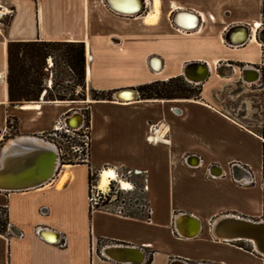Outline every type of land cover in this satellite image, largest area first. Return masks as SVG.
Here are the masks:
<instances>
[{"label": "crops", "instance_id": "obj_1", "mask_svg": "<svg viewBox=\"0 0 264 264\" xmlns=\"http://www.w3.org/2000/svg\"><path fill=\"white\" fill-rule=\"evenodd\" d=\"M155 1L158 14L149 21ZM162 1L144 0L146 11L126 16L105 0H0L11 11L0 27V135L12 129L16 138H41L75 113L70 105L43 97L10 103L9 42L84 43L87 86L112 93L111 100L86 102L88 161L60 164V173L34 189L0 190V208L7 210L10 224L0 232V264H262L253 249L213 233L221 217L254 220L262 217L264 205V139L233 114L245 116L249 107L239 111L226 103L213 75H226L227 81L238 77L244 84L261 79L254 66H264V0ZM179 11L197 14L200 25L181 29L172 21ZM243 28L249 29L246 42L226 40L227 35L240 40ZM235 64L245 68L237 71ZM200 65L210 69L200 98L144 100L137 91L178 76L190 83L184 72L199 75ZM124 89L138 97L116 99ZM15 121L16 129L8 127ZM233 163L249 168L254 182H234ZM104 169L116 175L142 171L150 220L90 209L89 171ZM209 172L220 176L212 179ZM112 247L117 249L106 251Z\"/></svg>", "mask_w": 264, "mask_h": 264}, {"label": "trees", "instance_id": "obj_2", "mask_svg": "<svg viewBox=\"0 0 264 264\" xmlns=\"http://www.w3.org/2000/svg\"><path fill=\"white\" fill-rule=\"evenodd\" d=\"M8 53V96L11 104L18 103H37L43 100L46 102H66L75 100H86L84 98H75L74 89L69 96L55 92L56 86L63 85V78L57 80L56 72L59 70V76L68 77V81L75 85L84 87L86 83V52L85 45L81 42H42V41H17L9 42L7 46ZM51 59L52 65L49 66ZM65 72H63V70ZM66 71L70 74H66ZM52 76V87L49 89L46 85L47 79ZM264 77V71H263ZM188 83L182 76L171 78L168 81H156L139 86L137 91L141 99H191L200 98L201 90L191 91ZM191 85H196L192 84ZM190 85V86H191ZM202 85V84H199ZM196 85V86H199ZM74 87V86H73ZM94 93V101L111 100L112 93L100 92L91 89ZM88 110L85 111V130L90 136L88 122ZM16 129L17 121L13 125L8 123V127ZM83 135V132H82ZM81 135V136H82ZM264 138V131L262 133ZM80 145H83L82 143ZM71 161V160H70ZM93 173L89 171L88 185L89 191ZM263 176H264V142H263ZM144 187V186H143ZM139 210V208H138ZM0 212L5 219H0V232L7 228V210L0 208ZM130 213V214H129ZM125 216L141 217L137 212H129ZM150 217V215L148 216ZM264 218V205L263 215ZM247 243V242H246ZM239 246L247 251H252L241 245L243 241L238 242Z\"/></svg>", "mask_w": 264, "mask_h": 264}, {"label": "rangeland", "instance_id": "obj_3", "mask_svg": "<svg viewBox=\"0 0 264 264\" xmlns=\"http://www.w3.org/2000/svg\"><path fill=\"white\" fill-rule=\"evenodd\" d=\"M161 2L163 1L161 0ZM175 2L179 3L178 1ZM173 3L174 1L171 2V6L173 5ZM179 4L180 6H182L181 3ZM146 6L149 7V4L147 3L145 7ZM146 10L147 7L144 11ZM4 22L7 23L8 19H6V21L4 20ZM50 61L51 59L49 60V63ZM234 66H236L237 71L245 68L241 64H235ZM254 67L259 71L261 75V79L258 82H255V84L252 83L244 84L242 81L239 80L240 78L238 77L232 79L231 81H227L223 79V77H225L226 75L225 76L219 74L217 75V73L214 74V72H213L214 74L213 81L216 82L217 87L221 88V93L223 95L222 97L226 103L231 104L233 107L237 106L239 111L240 109L242 110L244 109V107L243 108L241 107L244 104H246L249 107L247 109V112L245 113V116H242L240 112L233 114H238L237 116H239V119L242 122L251 126L253 130H255L257 133H259L262 136V133L264 131V77H263L264 66L259 65ZM63 72H65V70H63ZM59 73L60 71L58 70L56 72L57 80H61L63 78L64 82L62 86H56L55 92L60 94H67V96H69L70 93H72L71 89H74L75 98L81 99L85 97L86 100L63 102L74 108L75 112H80V114H82L83 117L85 118L84 113L86 111V102L89 100L91 101L93 99L94 93L87 86V83H85L84 87L76 86L75 76H74V84H72L68 81L69 79L68 77L62 75L59 76ZM66 74L68 76L70 75L67 71ZM46 85L49 89H51L52 76H50V78L47 79ZM190 85L188 86V88L191 91L201 90L202 87L200 85L199 86L196 85L190 86ZM250 107H254L255 109H252ZM58 127H60V125ZM82 131L80 132L77 131L74 134L73 133L68 134L64 130H60V128L59 129L57 128L50 133L42 135L41 138L52 143L57 147L60 155V164H65L67 162H71L72 164L73 163L81 164L83 163L82 158L84 153L75 152V150L73 151V147H76L81 143H83L81 138ZM14 136L15 135L12 129H9V131H6L4 134L0 135V151L3 147H5V145L11 142L12 139L16 138ZM60 169L61 167H59V170ZM58 173H60V171H58ZM81 173L84 176L85 171H81ZM92 173L94 176L92 177L91 186L93 185L96 186V184H98L100 171H95ZM118 173L120 174V176L123 175L122 179L126 181L130 180L133 183L132 186L133 190L124 191L119 185V183L112 182V184L109 185L110 188L107 191H104L103 192L104 194H102L100 205L103 206L99 207V209H109L112 211H118L119 209H121L124 211V213L137 212L139 216L148 219L150 205L147 200L146 191L144 190L143 187L144 183H143L142 174L140 175L132 174L129 179H125L126 176L127 177L129 176L128 171H119ZM253 175L256 180L257 178L256 173H253ZM0 219L1 220L5 219V216L2 214V212H0ZM260 219H264V218L261 217L254 220L259 221ZM241 245L245 246L246 248L253 249V247L249 243L244 242V244ZM260 259H261L260 262L264 264V257L260 256Z\"/></svg>", "mask_w": 264, "mask_h": 264}, {"label": "water", "instance_id": "obj_4", "mask_svg": "<svg viewBox=\"0 0 264 264\" xmlns=\"http://www.w3.org/2000/svg\"><path fill=\"white\" fill-rule=\"evenodd\" d=\"M109 5H111L112 9L119 11L120 13H127V10L131 8H127V10H123L118 6H115L114 3H111V0H105ZM139 2V6L142 5V0H135ZM142 7L136 11L134 14H138L141 11ZM184 12V11H183ZM180 12H176L173 16L172 21L177 26H181L180 19L176 17L179 15ZM185 13H191L185 11ZM194 14V13H191ZM180 20V21H179ZM241 44V43H235ZM244 72H247L245 70ZM127 91H121L115 93V98L121 100L120 95ZM128 92L136 93L135 91L131 90ZM82 114L75 112L72 116H67L64 118V123L67 127L71 129H76V125H74V120H77L78 126L82 123ZM36 140H41L42 144H39ZM6 146V145H5ZM9 147L4 150L5 147L1 149L0 152V190L3 191H24L37 188L42 186L43 183H39L40 179H44L48 174L53 171L54 165L58 160L60 164V156L58 149L55 145L50 142H45L42 138H35V137H17L11 140ZM26 171V174H23V179L21 181H16L13 178L5 180V173L10 171ZM15 177V176H14ZM53 177L50 178V180ZM3 180V181H2ZM48 181V180H46ZM36 183V184H35ZM239 218V217H238ZM253 220V219H252ZM258 221V220H257ZM261 222H252L248 221V219L240 218L237 219L236 216H224L221 217L217 221V228H215V224L213 226V233L216 237L225 239V240H235V239H242L241 237H249V239H253L260 251L264 252V219H260ZM234 226L236 231H233L232 234L225 233L227 237L220 236L218 232H222L223 228L226 226ZM219 226V228H218ZM190 236V235H189ZM233 237V238H232ZM111 249H117L115 247L109 248L106 250L109 252ZM254 251H258L256 246L253 247ZM126 250H136L134 248H126ZM257 253V252H256ZM125 262H129L128 260H124ZM131 262V261H130ZM141 261H137L133 264H139ZM176 263L182 264L180 261L176 260Z\"/></svg>", "mask_w": 264, "mask_h": 264}, {"label": "bare ground", "instance_id": "obj_5", "mask_svg": "<svg viewBox=\"0 0 264 264\" xmlns=\"http://www.w3.org/2000/svg\"><path fill=\"white\" fill-rule=\"evenodd\" d=\"M114 3L115 6H118L119 8L122 9V12H124L123 10H127V8H131L129 9V11L127 10L128 14L127 13H120L119 11H116L114 9H112L111 5H109V3L106 2V5L115 13L117 14H120V15H126V16H135L136 14H134L136 11H138L141 7V11L139 13H141L144 8H145V3H144V0H142V5L139 6V2L135 1V0H111V3ZM4 10H8V9H5ZM155 10H156V13L154 16H152L151 18H148V20H153L156 18L157 14H158V10H159V2L158 1H155ZM179 15L176 17L177 19H180V23H182L181 26H178L180 27L181 29H187V30H192V29H195L196 27H198V25H200V17L197 15V14H191V13H185V11H179ZM9 13V12H8ZM192 19V20H191ZM190 22L191 25H190ZM256 26H258V22L255 23ZM244 29V28H243ZM246 31L248 32L246 34ZM238 33V31H236ZM243 33V37L242 38H239L240 40L236 41V40H231L230 39V35H227V38L226 40L230 41L231 43L235 44V43H244L248 40L249 38V29L246 30L244 29V31H242ZM238 35V34H237ZM159 68H161V62H159ZM202 67V70L200 71V74L197 75V74H194V73H190L189 70H186L184 73L186 74V76L188 77L190 83L192 84H196V85H199L201 83H203L205 80H208L209 76H210V69L209 67L206 68V66L204 65H200ZM252 69V68H250ZM256 72V71H255ZM257 73V72H256ZM257 76H258V73H257ZM192 80V81H191ZM203 80V81H202ZM202 81V82H201ZM252 83V82H251ZM129 91H131L130 89H128ZM128 90H125L124 91H127V92H124L120 95L121 97V100H125V101H128V100H134L135 98L138 97V94L137 93H133V92H128ZM135 91V90H133ZM136 92V91H135ZM25 108L27 109H38L39 108V104H26L25 105ZM80 113V112H78ZM64 122V121H63ZM74 125H76L77 127H75L76 129L80 128L82 125H84L85 123V118L82 116V123L81 125L78 126L77 124V120H75V122H73ZM39 144H42V141L41 140H36ZM10 143V142H9ZM9 147V146H7ZM60 164L58 162V160L56 161L55 165H54V168H53V171L48 174L44 179H40L39 180V183L41 182H48L50 180L51 177H54V175L56 174L58 168H59ZM27 172L26 171H18V170H14V171H10V172H7L5 173L6 177H5V180L4 181H7L8 179L10 178H13L15 179L16 181H21V180H24L23 179V174H26ZM108 173H110L111 175H107ZM15 176V177H14ZM115 171H113L112 169H104L100 175H99V180H98V187L99 189L103 190V191H107L110 187V181H115L119 179L118 183L119 185L121 186L122 189L124 190H131L133 187L132 185L124 180V179H120L118 178ZM250 178H248L249 180ZM48 180V181H46ZM3 181V180H2ZM247 181V180H246ZM7 183H9L7 181ZM36 184V183H35ZM45 184V183H43ZM42 184V185H43ZM241 217H237V219H240ZM248 221H252V222H261L260 220L259 221H256V220H252V219H248ZM217 221L215 222V228H217ZM219 228V226H218ZM199 231V228L197 229V231L193 234V236H195ZM233 231H236L235 227L234 226H226V228L224 227L222 232H218L221 236H224L226 238H231V237H227L225 235V233H228V234H232ZM182 232V231H181ZM182 234L186 235L185 232H182ZM233 238V237H232ZM242 239H235L234 241H238V242H247L249 243L252 247H255L257 248L258 251L255 250V252H257L258 255L264 257V252L263 251H260V249H258L255 241L253 239H249V237L245 238V237H241ZM221 239V238H220ZM254 250V249H253ZM121 253V252H120Z\"/></svg>", "mask_w": 264, "mask_h": 264}, {"label": "built area", "instance_id": "obj_6", "mask_svg": "<svg viewBox=\"0 0 264 264\" xmlns=\"http://www.w3.org/2000/svg\"><path fill=\"white\" fill-rule=\"evenodd\" d=\"M9 12V13H8ZM11 13V11L9 10H4V7L2 5V3L0 2V27L4 26V20L9 16V14ZM64 121V120H63ZM61 121V123H59L57 126H56V129L60 128V130H64L65 132H67L68 134H74L75 132H80L82 131L83 129V135L81 136L82 138V144L83 145H78L76 147H73V151L75 150V152H82L84 153L83 155V158H82V161L83 162H86L88 161V152H89V142H90V136L87 135V131L85 130V123L84 125H82L80 128L78 129H71L69 127H67L65 125V123ZM60 125V127H58ZM149 140L151 141V138H149ZM59 152V151H58ZM60 156V155H59ZM237 170H240V172L243 174L242 176L241 175H238L237 174ZM129 173V176L125 177V179H129L131 177L132 174H141L142 171H138V170H127ZM231 176L234 180V182H236L237 184L239 185H249V184H252L254 181H253V176H252V172L249 168H247L246 166H243L241 164H237V163H233L231 165ZM220 175L218 174H214L212 172H209L208 173V177L212 178V179H216L217 177H219ZM117 177L122 179L123 178V175L120 176L119 173H117ZM246 178H250L249 180H245ZM130 181V180H128ZM110 185L112 184V182H117V180L115 181H110ZM132 186H133V183L130 181L129 182ZM93 187V188H92ZM124 190V189H123ZM133 189H131L132 191ZM144 190L146 191V186H144ZM124 191H130V190H124ZM104 191L99 189L98 187V184H96V186H91L90 188V191H89V195H88V201H89V207L91 210H94V209H99V207H102L103 205H100V200L102 198V194ZM42 213L45 214V211L47 210L45 207H42ZM113 212H116L117 214H120V215H126L127 212L124 213L123 210L119 209L118 211H113ZM149 215H151V208H150V211H149ZM148 220H150V217H148ZM7 230H10V224H7ZM61 245H64L66 243V239H62V241H60ZM104 249V248H103ZM142 251V250H140ZM145 253V252H144ZM150 255V253H149ZM170 264H178L176 263V261H172ZM198 264H201V263H198Z\"/></svg>", "mask_w": 264, "mask_h": 264}, {"label": "snow or ice", "instance_id": "obj_7", "mask_svg": "<svg viewBox=\"0 0 264 264\" xmlns=\"http://www.w3.org/2000/svg\"><path fill=\"white\" fill-rule=\"evenodd\" d=\"M107 175H111L110 173H108Z\"/></svg>", "mask_w": 264, "mask_h": 264}, {"label": "flooded vegetation", "instance_id": "obj_8", "mask_svg": "<svg viewBox=\"0 0 264 264\" xmlns=\"http://www.w3.org/2000/svg\"><path fill=\"white\" fill-rule=\"evenodd\" d=\"M4 140V139H3Z\"/></svg>", "mask_w": 264, "mask_h": 264}]
</instances>
